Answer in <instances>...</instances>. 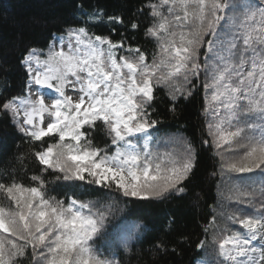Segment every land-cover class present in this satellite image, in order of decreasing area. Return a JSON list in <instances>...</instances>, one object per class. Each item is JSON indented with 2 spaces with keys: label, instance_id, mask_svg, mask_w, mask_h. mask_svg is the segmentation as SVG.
<instances>
[{
  "label": "snow or ice",
  "instance_id": "snow-or-ice-1",
  "mask_svg": "<svg viewBox=\"0 0 264 264\" xmlns=\"http://www.w3.org/2000/svg\"><path fill=\"white\" fill-rule=\"evenodd\" d=\"M145 9L151 51L125 47L123 36L113 42L90 34L94 12L69 26L58 44L53 35L46 54L30 48L20 59L28 85H46L55 98L48 104L29 91L0 99L40 166L30 176L0 178V264H120L96 247L107 215L99 210L103 200L186 195L199 151L176 133L179 157L154 154L150 142L161 122L153 105L163 89L175 112L201 83L208 137L201 145L219 157L211 175L227 195L211 215V236L207 225L203 230L196 264H264V0H148L141 14ZM108 23L125 27L122 16ZM126 27L140 30L136 20ZM98 135L110 143L101 147ZM49 184L64 198L49 196ZM89 189L106 195L77 199Z\"/></svg>",
  "mask_w": 264,
  "mask_h": 264
},
{
  "label": "trees",
  "instance_id": "trees-1",
  "mask_svg": "<svg viewBox=\"0 0 264 264\" xmlns=\"http://www.w3.org/2000/svg\"><path fill=\"white\" fill-rule=\"evenodd\" d=\"M147 2L0 0V99L27 94L28 77L20 59L28 49L35 48L47 53L53 35L56 39L66 36L69 26H81L88 15L94 12L98 14L89 22L90 34L110 37L113 42L120 41L123 36L125 47L130 44L151 51L153 42L144 36L143 31L144 25L150 22L147 10L143 14L139 11L144 9ZM112 16H122L125 27L108 23ZM132 20L140 24L139 31H131L126 27ZM153 107L156 111L153 119L161 122L153 140L182 133L199 151L195 170L184 185L186 195H170L165 199L139 202L136 198L122 196H114L112 201L104 199V207L99 210L107 212V215L96 247L98 252L108 258L118 259L120 264H196L200 256L198 243L205 239L203 230L207 225L211 236V215L219 213V205L223 204L222 192L225 191L217 189L219 176L211 175L218 171L219 157L201 145L202 139H208L204 131L206 118L202 114L203 84H199L190 99H180L175 105V112L171 111L173 105L169 102L167 91L163 89L156 93ZM45 139L49 144L55 143L54 140ZM104 141L110 143L106 137L98 135L95 142L102 147ZM32 147L0 110V178L13 173L21 176L25 171L29 176L32 175L40 167L31 155ZM24 183L28 184L29 181L25 180ZM48 188L49 196L64 198L63 191L53 190L54 185L49 184ZM105 195L106 191L89 189L83 195L77 193V199L96 200ZM217 222L222 221L218 219ZM158 244L162 247H157ZM173 248L175 251H172ZM23 264H32V261L23 259Z\"/></svg>",
  "mask_w": 264,
  "mask_h": 264
},
{
  "label": "rangeland",
  "instance_id": "rangeland-1",
  "mask_svg": "<svg viewBox=\"0 0 264 264\" xmlns=\"http://www.w3.org/2000/svg\"><path fill=\"white\" fill-rule=\"evenodd\" d=\"M58 42H59V38H57V44ZM41 59L42 60L46 59V55L41 56ZM202 59H203V54H202ZM41 71H43V69H41ZM201 79L202 80L204 79L203 75L201 76ZM29 91L31 92L33 99H36L37 96L39 95H44L45 103H48V104H50L51 100L55 98L54 89H49L46 85H36L33 83L31 86L28 87L27 93ZM49 93H51L52 95H49ZM66 94L72 95L73 98L75 99V94L72 93L71 91H68ZM47 119L48 117L47 115H45L46 122H47ZM173 137L174 135L162 137L156 141L152 139V141L150 142V150L154 154H158L161 158H164V159H167L169 157H179L180 153L183 150V147L181 143L173 142ZM141 143H142V140H141ZM223 195H227L226 190L223 192ZM221 203H226V202L222 199Z\"/></svg>",
  "mask_w": 264,
  "mask_h": 264
}]
</instances>
